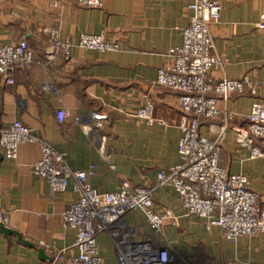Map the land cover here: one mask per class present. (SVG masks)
Wrapping results in <instances>:
<instances>
[{
  "label": "crops",
  "instance_id": "1",
  "mask_svg": "<svg viewBox=\"0 0 264 264\" xmlns=\"http://www.w3.org/2000/svg\"><path fill=\"white\" fill-rule=\"evenodd\" d=\"M193 1L103 0L100 6H86L77 0H0V43H15L25 35L34 50L29 66L16 64L15 83L0 74V127L15 118L36 126V133L74 167L89 170L98 187L116 190L123 180L132 188L156 184L160 169L183 160L179 91L156 80L160 67L172 60L170 49L183 42ZM220 1L224 15L212 27L225 61L215 74L249 75L260 81L258 95L264 97V0ZM55 28L72 46L69 54L59 51L49 58ZM84 32L106 33L121 47L81 48ZM148 100L155 106L152 124L135 114ZM252 101L249 91L231 93L226 103L236 114L231 124L246 125ZM61 106L70 112L64 120L57 114ZM208 124L203 130L209 135ZM0 154L1 214L19 232L6 234L0 227V264H62L54 262L60 250L77 251L72 247L76 230L64 224L62 215L77 193L69 186L49 195V181L30 167L42 156L39 142H23L17 158L7 157L1 145ZM220 162L246 174L264 204V157H252L232 129ZM154 205L160 214L172 215L159 228L139 210L116 224L118 232L99 229L104 264H120L122 250L139 248L144 241L166 246L172 254L167 264H264V232L226 239L218 225L186 213L172 184L157 186Z\"/></svg>",
  "mask_w": 264,
  "mask_h": 264
},
{
  "label": "built area",
  "instance_id": "2",
  "mask_svg": "<svg viewBox=\"0 0 264 264\" xmlns=\"http://www.w3.org/2000/svg\"><path fill=\"white\" fill-rule=\"evenodd\" d=\"M77 1L86 6H100L103 2ZM189 8L192 13L189 25L183 30V42L170 49L172 60L160 67L156 80L157 84L179 91L183 135L178 147L183 160L169 169H160L156 184L132 188L129 181L123 180L116 190L98 187L90 181L89 170L74 167L64 153L36 133V126L15 118L0 127V145L9 158L18 157L23 142H39L42 156L30 167L49 181L50 196L69 186L77 193V198L62 211L64 224L76 230L72 247L77 251L67 254L60 250L54 262L104 264L99 229L110 227L118 232L116 224L130 213L143 210L150 224L158 228L165 225L172 215L160 214L154 205L156 188L163 184L175 186L187 214L204 218L209 225H218L228 240L264 232L262 195L250 187L246 174L229 171L220 162L229 129L240 144L251 149L252 157H264V97L258 95L260 81L249 75L216 76L215 71L223 67L225 60L216 49L212 24L222 19L224 5L220 0H194ZM50 39L49 58H54L59 51L70 53L72 41L63 40L57 28L51 31ZM78 45L101 51L121 47L120 41L109 38L106 33L91 32L82 33ZM33 59L34 50L25 35L15 43H0V74L10 84L16 81V64L27 67ZM236 91H249L253 96L246 115L247 125L231 124L236 114L226 103ZM154 109V103L148 100L135 114L152 124L157 120ZM57 114L64 120L70 112L61 106ZM204 124L210 126L209 135L204 133ZM97 125L102 126L103 121L99 120ZM257 138L261 144L255 143ZM168 260L167 254L150 241L141 242L139 248L122 250L119 257L120 264H167Z\"/></svg>",
  "mask_w": 264,
  "mask_h": 264
},
{
  "label": "water",
  "instance_id": "3",
  "mask_svg": "<svg viewBox=\"0 0 264 264\" xmlns=\"http://www.w3.org/2000/svg\"><path fill=\"white\" fill-rule=\"evenodd\" d=\"M3 158V154H0V160ZM0 227L2 229V231L6 234H13V233H17L19 234V232L17 230H15L14 228H11L10 226L7 225L5 219L3 218L2 214H1V207H0ZM152 245H154L158 250L165 252L167 254V256L169 257V260L171 259L172 254L170 253V250L163 245H156L153 244L152 242H150ZM168 260V261H169ZM62 264H66V262H62Z\"/></svg>",
  "mask_w": 264,
  "mask_h": 264
},
{
  "label": "trees",
  "instance_id": "4",
  "mask_svg": "<svg viewBox=\"0 0 264 264\" xmlns=\"http://www.w3.org/2000/svg\"><path fill=\"white\" fill-rule=\"evenodd\" d=\"M50 37H51V34H50ZM50 37H49V41H50V43H51V39H50ZM28 38V37H27ZM28 40H29V42H30V44H31V41H30V39L28 38ZM32 46V45H31ZM24 67V66H23ZM164 86V85H163ZM165 87H167V86H165ZM167 88H169V87H167ZM83 95H84V93H82ZM213 119H208V120H206V119H203V121H212ZM246 125L248 124V121L245 123ZM257 140L259 141V138H257Z\"/></svg>",
  "mask_w": 264,
  "mask_h": 264
},
{
  "label": "rangeland",
  "instance_id": "5",
  "mask_svg": "<svg viewBox=\"0 0 264 264\" xmlns=\"http://www.w3.org/2000/svg\"><path fill=\"white\" fill-rule=\"evenodd\" d=\"M234 240H236V239H234Z\"/></svg>",
  "mask_w": 264,
  "mask_h": 264
}]
</instances>
